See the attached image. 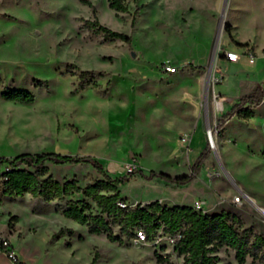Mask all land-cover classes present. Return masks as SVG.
<instances>
[{"label": "rangeland", "instance_id": "374dc122", "mask_svg": "<svg viewBox=\"0 0 264 264\" xmlns=\"http://www.w3.org/2000/svg\"><path fill=\"white\" fill-rule=\"evenodd\" d=\"M90 1L98 24L129 42L94 33L88 23L94 16L79 0H0V157L91 156L111 178L138 170L189 174L188 159L193 165L205 148L193 159L191 128L196 120L214 128L212 87L219 77L225 78L216 90L228 95L232 78L253 80L255 69L264 85V50L252 66L223 61L225 50L239 48L232 42L264 44V0H122L125 13H115L107 0ZM6 90L29 91L34 102L6 101ZM216 122L220 131L214 148L207 143L196 179L178 186L134 173L117 185L120 203L193 207L204 200L205 214L223 211L239 232L250 228L264 239V104L255 109L253 127L232 121L222 134L224 125ZM46 166L40 179H75L81 187L103 179L89 164ZM216 170L223 176L207 179ZM239 193L244 196L234 203ZM0 198V235L17 264H183L167 236L125 237L119 245L89 234L61 215L68 198L46 202L1 190ZM73 199H84L88 213L100 211L89 198ZM214 255L217 264H238L228 247ZM0 264L16 263L0 251ZM243 264H264V245Z\"/></svg>", "mask_w": 264, "mask_h": 264}, {"label": "trees", "instance_id": "16d2710c", "mask_svg": "<svg viewBox=\"0 0 264 264\" xmlns=\"http://www.w3.org/2000/svg\"><path fill=\"white\" fill-rule=\"evenodd\" d=\"M81 4L90 8L94 16L93 22L89 21L94 33L101 30L105 35L129 42L130 38L124 33L113 32L98 24L95 17L96 8L90 0H79ZM108 7L115 13H125L126 5L122 0H107ZM97 26L95 29L94 27ZM247 46L248 44H237ZM81 88H83L81 86ZM2 99L22 104L34 102V95L26 90H6L1 93ZM264 97L261 87L244 96L228 113L224 114L218 125L222 127L233 116L248 118L252 115L249 107L258 106ZM208 145L205 146L187 175L170 176L163 173L150 171L148 176L141 171L129 172L125 176L111 178L102 167V164L91 156H71L61 153H21L14 157H0V190L2 196L19 197L29 194L33 198L43 201L69 200L61 215L67 219L85 225L88 233L104 235L109 242L123 244L124 238L143 234L147 242L156 237L167 236L172 240L173 250L182 256L183 264H217L214 253L221 247H228L234 251V258L238 264H243L247 256L256 257L264 245L260 235L252 233L250 228L239 232L229 221L225 212L205 214L194 210L188 205H162L158 200L145 205L138 204L131 208L120 207L123 201L117 191L118 184H125L134 173L140 174L149 180L159 178L169 184L184 185L197 178L203 160L209 154ZM46 164L76 165L89 164L96 172L103 175L84 187L78 185L75 179L62 182L48 176L40 179L46 173ZM111 192V193H109ZM75 196L89 198L100 208L99 213H88V204L84 199H73ZM1 204V198H0ZM238 222V226L241 225ZM117 226L119 234L113 233ZM0 251L7 252L6 247L0 244ZM95 257L92 263L95 262ZM14 263L17 264L16 261Z\"/></svg>", "mask_w": 264, "mask_h": 264}, {"label": "crops", "instance_id": "0c3cea01", "mask_svg": "<svg viewBox=\"0 0 264 264\" xmlns=\"http://www.w3.org/2000/svg\"><path fill=\"white\" fill-rule=\"evenodd\" d=\"M217 41H218V36H217L215 42H217ZM221 41H223V40H221ZM232 43L235 46H238L237 44H248V45L247 46H238L239 48L232 47V48L227 49V50L236 51L240 55V60L236 63H233V62H229L223 58V61L226 64L225 67H228L229 65H236L238 63H245L246 65L252 66V65L256 64V62L258 60L256 58L254 61V64H249L248 58L246 56L247 48L249 50H251L254 54H260V55H262V52L264 50V44L260 45L257 42H247L245 40H238V41L232 42ZM252 47L254 49H251ZM262 60L264 61V56L262 57ZM219 78H220L219 81H217L216 84L213 85L212 91L214 94L219 95V96H224L228 100L222 104V106H223L222 110L217 113V120L218 119L220 120V118L224 114L228 113L236 104H238L244 96L253 92L258 86L261 87L262 91L264 92V85L262 83L263 80L262 81L258 80V74H257L256 69H255V74L253 75V78H254L253 80H250L249 77L245 78L244 75L243 76L240 75V76H236V77L232 78V82H230L232 85L231 89H232V91H234V94H232V95H228V94H226V92H224L222 90H220V91L216 90L217 84H221L224 81L225 77L220 76ZM229 79H231V78H229ZM212 101H213V99H212ZM212 103L214 106V102H212ZM262 104H264V101H262L258 106H260ZM258 106H252L249 104L245 105L244 108L249 107V109L252 112V115L248 118H239L238 116H233L230 120H228L224 124L222 134L225 132L227 125H229L232 121H239L241 123H245L249 127H253L254 126L253 121L255 118V109ZM206 127H207V121L206 120H205V122L204 121L201 122L200 120H196V122H194V125L191 128L192 132H191V135L189 136L188 144H189L190 154H192L194 152L193 153V159H195L197 157V154L200 152V150H202L207 145V140H206V136H205ZM194 140H195V143H194L195 149L193 151L192 149H190V145H191V143L194 142ZM220 142H221V138H220ZM188 160H189V165L191 167L193 161H191L192 159H190V158ZM212 196H214V194H212ZM196 201H198V200H195L193 203H195ZM201 201L204 202V200H201ZM193 203H191V204H193ZM214 206H216V205H214Z\"/></svg>", "mask_w": 264, "mask_h": 264}, {"label": "built area", "instance_id": "2783aa9c", "mask_svg": "<svg viewBox=\"0 0 264 264\" xmlns=\"http://www.w3.org/2000/svg\"><path fill=\"white\" fill-rule=\"evenodd\" d=\"M246 56L248 58L249 64H254L256 56L251 50H249V49L247 50ZM223 58L225 60L229 61V62L236 63V62H238L240 60V55L236 51L225 50V52L223 53ZM164 71L166 73H168V74H172V73L176 72V69L174 67H171V66H165L164 67ZM212 99H213V102H214V106H213L214 107V119H215L214 128H211L210 126H207L206 129H205V136H206V140H207L208 145L211 148H214V138H213V136L216 135L220 131V129H217L218 128L217 127V122H216L217 121V113L222 110V108H223L222 104L224 102H226L228 99L226 97H224V96H219V95H216L214 93H212ZM262 101H264V97H263ZM205 176L207 177V179L210 180V179H213V178L222 177L223 175H222L221 171L216 170V171H211V172L208 171V172H206ZM243 196H244V194L239 193L238 196L234 197L233 202L234 203H239L241 198H243ZM119 205H120V207H123V208L126 206V205L121 204V203H119ZM193 208H194V210H196L198 212L204 213L201 201H196L194 203ZM138 235L140 236L141 239H144L143 234L138 233ZM0 244L6 247L7 255L10 258H12V260L15 261L14 256L11 254V249L8 246V242L1 235H0Z\"/></svg>", "mask_w": 264, "mask_h": 264}, {"label": "water", "instance_id": "95a60500", "mask_svg": "<svg viewBox=\"0 0 264 264\" xmlns=\"http://www.w3.org/2000/svg\"><path fill=\"white\" fill-rule=\"evenodd\" d=\"M221 15H223V12H222ZM221 17H222V16H221ZM215 49H216V45H215L214 50H213L211 63H212V61H213V57H214V53H215ZM210 68H211V65H210ZM210 68H209V72H210ZM208 77H209V74H208Z\"/></svg>", "mask_w": 264, "mask_h": 264}]
</instances>
